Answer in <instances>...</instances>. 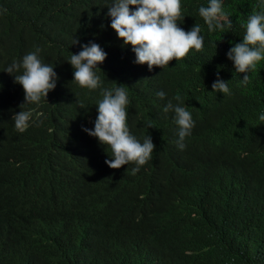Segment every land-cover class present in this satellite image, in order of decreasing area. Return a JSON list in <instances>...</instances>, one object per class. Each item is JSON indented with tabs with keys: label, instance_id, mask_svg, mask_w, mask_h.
<instances>
[{
	"label": "trees",
	"instance_id": "16d2710c",
	"mask_svg": "<svg viewBox=\"0 0 264 264\" xmlns=\"http://www.w3.org/2000/svg\"><path fill=\"white\" fill-rule=\"evenodd\" d=\"M73 1L0 0V17L7 12V17L17 26L11 32L12 38L24 40L28 45L0 50V68L11 65L16 56L28 49L30 52L39 49L42 63L55 64L58 77L57 86L49 92L47 99L42 98L29 110L33 116L23 133L15 130L13 115L9 113L11 103L19 95L13 90L9 77L0 82V165H4L6 155L25 142L34 146L39 157V161L19 165L21 173L15 184L21 185L13 193L10 216L0 223L6 234V239L0 242V264H23L37 247L41 227L50 221L46 219V209L52 196L71 186L89 188L88 184L77 180L91 178L82 175L81 171L87 166L92 169L91 152L96 146L82 135L83 129L95 122L93 116L98 115L97 103L102 96L100 88L89 90L72 82L74 69L68 62L71 57L66 61L70 54L71 15L68 9L62 8ZM221 2L231 27L225 23L222 29L210 32L202 26L204 43L200 54L201 61L207 66L190 83L177 84L183 101L181 106L191 113L194 121L191 134L184 140L186 147L180 150L177 146L175 114L172 111L164 113L165 103L157 102L155 95L145 102L129 99L127 111L131 131L152 139L156 134L163 135L161 150L154 149L148 167L141 166L135 174L103 172L101 176L93 177V181L103 188H129L127 193L133 201L127 208L143 226L136 239L137 247L146 256V264H264V249H259L264 240V212L258 211L253 202L256 186H248L254 174L256 182L260 179V166L256 161L264 143V121L259 119L264 114V68L261 74L250 75L249 92L232 86L224 70H219L220 79L228 82L230 94L215 92L210 84L213 77L209 79L218 65L227 63V53L241 29L246 30L243 25L253 11L264 13V0ZM181 3L198 12L201 6H208L209 0H181ZM0 31H4L2 26ZM117 43L107 29L106 45ZM133 72L126 59L111 61L103 71H95L105 89H109L111 79L116 80L113 86L125 87L122 81L128 80ZM14 74H22V70ZM9 93L10 97L6 99ZM231 105L241 106L244 113L236 107L230 110ZM239 118L245 119L235 130L229 131L230 121ZM168 136L181 158L180 167L169 172V181L165 178L164 163L170 152ZM203 162L216 170L229 162L233 167L232 178L215 187L198 182L197 174ZM40 164L42 172L34 181ZM151 175L156 177L157 183L147 187ZM243 190H246L249 202L243 209L249 231L234 251L227 228L236 215L235 203ZM180 191L186 196L180 195ZM140 192H143L141 197ZM108 200L117 203L113 198ZM182 215L198 225L197 233L184 241L180 239L183 235L179 237ZM60 224L68 226L63 219L55 222V226ZM88 258L102 261L100 264H141L115 254L108 256L105 249L89 253ZM63 264H86V261L76 251L63 259Z\"/></svg>",
	"mask_w": 264,
	"mask_h": 264
},
{
	"label": "clouds",
	"instance_id": "9594fccd",
	"mask_svg": "<svg viewBox=\"0 0 264 264\" xmlns=\"http://www.w3.org/2000/svg\"><path fill=\"white\" fill-rule=\"evenodd\" d=\"M62 9H68L71 15L68 32L70 54L66 61L71 57L68 62L74 69L72 82L89 90L101 89L98 115L93 116L95 122L89 123L82 135L96 148L91 152L92 169L87 166L81 171L82 175L91 178L77 180L88 184L89 188L71 186L50 198L46 209V219L50 221L43 223L39 243L23 264H63V259L76 251L80 252L86 264H100L102 261L88 258L89 253L100 249H105L108 256L115 254L125 260L146 264V256L137 247L136 239L143 226L127 208L133 201L127 193L129 188H103L93 181V177H99L103 172L135 174L141 166L148 167L154 149L161 150L163 135L156 134L152 139L131 131L127 111L129 99L145 102L155 95L157 102L165 103L164 113L172 111L175 114L179 137L177 146L180 150L186 147L184 140L191 134L194 121L191 113L181 106L183 101L177 84L183 81L190 83L207 66L201 61L200 54L204 43L202 26L212 32L222 29L225 23L230 28L231 20L224 13L221 0H209L208 6H201L198 12L192 7H183L181 0H74ZM7 14L4 12L0 17V26L4 29L0 31V50L28 46L24 40L12 38L11 32L17 26ZM243 27L246 30L241 29L227 53V63L218 65L209 77H213L210 84L215 92L230 94L228 82L220 79L219 70H224L230 77L232 86L249 92L250 75L254 72L261 74L264 68V13L253 11ZM107 29L117 39L116 45H106ZM38 53L39 49L34 52L28 49L16 56L11 65L0 68V82L9 77L13 90L19 95L11 103L9 113L13 115L15 130L20 133L29 127L33 116L29 110L34 103L47 99L49 92L57 86L56 65L42 63ZM122 59H126L134 70L128 80H121L125 87L113 86L116 80L111 79L108 81L109 89L102 88V81L95 71H103L111 61ZM21 70L22 74H14ZM9 97L10 93L6 99ZM234 107L244 113L239 105H231L229 109ZM244 119L230 121L229 131L235 130ZM259 119L264 121V114ZM169 141L170 152L164 159L168 181L169 172L181 165L180 155L170 137ZM30 161H39V157L34 146L25 142L6 155L4 165H0L1 224L10 216L13 193L21 185L15 184L21 173L19 165ZM256 163L260 166L259 182H256L254 174L248 186H256L253 202L258 211L264 212V143L259 148ZM40 165L34 181L42 172ZM232 175L233 167L229 162L220 170L203 162L197 180L215 187L230 180ZM156 183V177L151 175L147 187ZM143 192L139 193L140 197ZM180 195L186 196V193L180 191ZM109 198L117 200V203L110 202ZM248 204L246 190H243L235 203L236 215L227 228L234 251L249 231V223L243 213ZM59 219L65 220L68 226H55ZM197 231L198 225L182 215L179 237L183 235V238L180 239L184 241ZM3 239H6V234L0 227V242ZM259 249H264V240Z\"/></svg>",
	"mask_w": 264,
	"mask_h": 264
},
{
	"label": "bare ground",
	"instance_id": "6f19581e",
	"mask_svg": "<svg viewBox=\"0 0 264 264\" xmlns=\"http://www.w3.org/2000/svg\"><path fill=\"white\" fill-rule=\"evenodd\" d=\"M194 80V79H193ZM141 113V112H140ZM150 123V122H149ZM86 140V139H85Z\"/></svg>",
	"mask_w": 264,
	"mask_h": 264
}]
</instances>
